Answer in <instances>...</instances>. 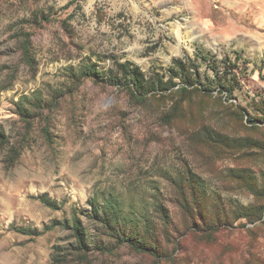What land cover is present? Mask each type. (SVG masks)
<instances>
[{"label":"rangeland","instance_id":"rangeland-1","mask_svg":"<svg viewBox=\"0 0 264 264\" xmlns=\"http://www.w3.org/2000/svg\"><path fill=\"white\" fill-rule=\"evenodd\" d=\"M133 69L168 90L131 92ZM263 102L264 0H0V264H171L101 233L104 206L160 226L162 256L189 250L178 264H264V213L218 241L185 237L171 183L188 165L229 204L264 202L228 175L264 178ZM201 125L251 147L187 136Z\"/></svg>","mask_w":264,"mask_h":264},{"label":"trees","instance_id":"trees-1","mask_svg":"<svg viewBox=\"0 0 264 264\" xmlns=\"http://www.w3.org/2000/svg\"><path fill=\"white\" fill-rule=\"evenodd\" d=\"M177 66L178 68H181V71H184L182 67L179 65ZM129 71L132 73V78L128 82V89L131 92L136 94L137 92L143 93L145 86H148L146 92H152L153 90L159 92L161 89L164 91L168 90V88H160L161 84L158 86V88L151 87L149 84L150 82L145 81L141 73L136 69ZM125 73L127 74V71ZM177 74V72L173 73V76ZM180 76L181 78L185 79L186 73L181 72ZM185 83V86H183L185 88H181V90L178 91H182L183 93L187 94L189 90L186 89V86H193L194 83L189 81H185ZM199 92L201 91L198 88H193L191 93L193 96L195 94L201 95V98H204L207 95L200 94ZM168 96L171 101L174 100L175 106H179L181 110H184L185 106H183L181 102L182 100L179 96H177V98L174 96V94H168ZM262 111L264 115V106ZM172 119L173 117L170 116L169 121ZM248 120L250 122H254L250 118H248ZM194 131L202 132V141L208 144L218 143L224 146L223 149H226V152L224 153H229L228 155H231L232 157L235 155L238 149H240L239 146L251 147L249 144L237 141L238 139H229V136L215 131V129L208 127V125H201L200 127L196 126L190 130H187V136L189 132L192 133ZM229 143L231 144L229 145ZM254 172L255 171L249 168L242 167L239 169H230L228 175L230 178L237 180L239 183L248 188L255 196L260 197L264 195V178L261 174V180L259 181ZM171 183L175 191L178 193V200L176 203L180 208V224L184 225V232L182 233L185 237L201 234L206 238H210L211 241H218L219 238H222V236L232 235V233H234V231L240 227L234 225L238 220L245 219L248 222H254L263 218L264 202H259L258 204L252 206L232 203L229 204V202H226L222 198L221 193L216 191H208L204 186L203 180L197 174H195V172H193V170L188 165H185L184 169L177 173V175L172 179ZM40 199L49 207L55 206V202L47 199L45 196H41ZM91 214V218L102 225L101 233L111 237L112 239H115L119 244H125L135 252L151 254L157 258L165 257L169 259L171 264H178L180 255H185L187 252H189V250L184 248V246H180L178 248L176 243L173 250L176 252L178 251V254H175L174 252H168L162 256L157 246V238L159 237L160 226L158 227L156 224L153 225V223L149 222L148 220L147 222H144L143 225L129 224L128 222L120 221L118 214H116L108 206H104L102 208L97 207L91 212ZM168 219V217H164L162 223L167 226L169 225V227L172 226L177 232L178 224L174 223L173 221H169ZM67 225L71 228L74 237L77 239L79 248L81 249L86 247L89 241L86 237L81 220L79 218H74L71 221H67ZM245 225V223L241 224V228H245ZM246 232L248 235L254 236L257 239L258 232L255 229L246 228ZM25 233H31V231L26 230ZM161 234L163 237H165V234L162 230ZM163 239L169 243H172L169 237ZM229 246L231 249H233L231 243H229ZM95 248L103 249L105 247L98 245ZM251 256H253L252 252ZM189 260H187V262H189Z\"/></svg>","mask_w":264,"mask_h":264}]
</instances>
